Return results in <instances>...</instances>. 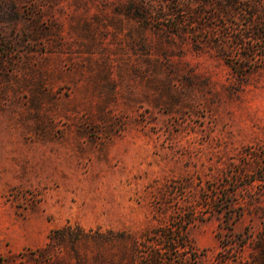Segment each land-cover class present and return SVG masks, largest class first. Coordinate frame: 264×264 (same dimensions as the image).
I'll list each match as a JSON object with an SVG mask.
<instances>
[{"label":"rangeland","instance_id":"obj_1","mask_svg":"<svg viewBox=\"0 0 264 264\" xmlns=\"http://www.w3.org/2000/svg\"><path fill=\"white\" fill-rule=\"evenodd\" d=\"M257 27L264 0H0V264H264Z\"/></svg>","mask_w":264,"mask_h":264},{"label":"trees","instance_id":"obj_2","mask_svg":"<svg viewBox=\"0 0 264 264\" xmlns=\"http://www.w3.org/2000/svg\"><path fill=\"white\" fill-rule=\"evenodd\" d=\"M230 2L235 3L236 0H230ZM251 7V6H250ZM136 18H138L139 16H135ZM252 38L257 39L258 41L263 43V49H260V53L258 54V56H260V58H264V32L263 30H261V28L257 27L256 29L253 30L252 32ZM241 42L242 40L238 37L235 38V42ZM254 55V54H253ZM246 59H249V57L247 55L243 56ZM254 58L256 57L255 55L253 56ZM240 176V174L235 173V177L238 178ZM257 178L253 179V180H249V182L247 183L248 185H250L252 183V181L256 180ZM238 187V184H237ZM207 191V192H206ZM205 192V197L203 198V201H205L208 204H212L215 205L218 202L221 203V205H223L224 203L228 202L230 205H232L234 202H231L230 200H224L223 197H231L232 192H230L228 190V188L222 183H209L206 188L204 189ZM202 200V199H201ZM226 201V202H225ZM208 206H204V204H201L200 208H196L195 211L193 212V219L194 218H198V219H203V214L206 213V209ZM222 207V206H221ZM222 211V210H221ZM227 213V212H226ZM231 220V223L233 224V220L235 218H233V216L229 217ZM229 221L227 220V223ZM181 226L176 225H170V229L168 230H155V236L158 239V243H161V248L163 249H168L169 245L171 243V241H173V243L175 244V247L177 248L176 251L179 253L180 252H185L187 251V248L192 247L189 246V244L187 243L186 238H182L181 235L179 234L181 231H184L185 229V225L182 224L183 220H181L180 222ZM228 229L231 230V227L228 226ZM169 231H173L172 233H170ZM176 233V235H174ZM231 233V232H230ZM250 239V242H248V240ZM156 238H152L151 240L148 238L147 241H155ZM261 240V239H260ZM162 241V242H160ZM258 241V239L252 238V236H245L243 238H240L238 240H234V241H230L227 238L223 237L221 239V244L224 248L225 251H229V250H235L238 251L241 248H243L247 243H256ZM192 249V248H191ZM194 249V248H193ZM262 249V250H261ZM261 252L264 254V246L261 248ZM184 255L183 260L185 263L187 264H198L197 263V258L193 257V258H189L188 256ZM182 259V258H181ZM188 260H191L192 262H189ZM264 260V258H263ZM249 263H253L255 264V261L253 258H251V260L249 261Z\"/></svg>","mask_w":264,"mask_h":264}]
</instances>
